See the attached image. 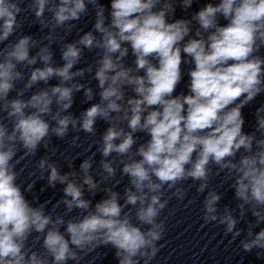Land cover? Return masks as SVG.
Segmentation results:
<instances>
[{"label": "clouds", "instance_id": "obj_1", "mask_svg": "<svg viewBox=\"0 0 264 264\" xmlns=\"http://www.w3.org/2000/svg\"><path fill=\"white\" fill-rule=\"evenodd\" d=\"M24 3L0 0V264H95L102 247L114 249L118 264H152L167 231L162 213L173 198H187L189 180L204 194V225L223 226L230 244L239 240V249L264 259V104L254 112V130H244L243 115L264 94V0L208 2L179 19L177 4L187 11L194 0H111L110 10L99 0ZM90 6L92 30L66 42ZM26 12L41 38L23 33ZM86 50L96 54L92 63ZM182 64H194L188 93L174 96ZM88 74L96 89L81 83ZM80 92L84 102L97 95L99 102L76 117L69 110ZM98 120L109 126L93 141L95 151L79 173L62 172L53 138L70 131L95 137ZM137 133L149 138L138 143ZM79 140L73 136L72 147ZM41 148L28 176L64 186L51 209V201L26 198L35 181L17 183ZM74 159L64 155L69 169ZM221 175L234 208H221L212 187ZM125 177L121 195L115 189ZM86 193L105 195L93 204ZM249 216L246 229L238 227Z\"/></svg>", "mask_w": 264, "mask_h": 264}]
</instances>
